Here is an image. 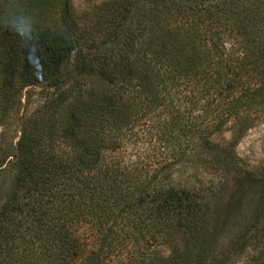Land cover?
I'll list each match as a JSON object with an SVG mask.
<instances>
[{
    "label": "trees",
    "instance_id": "1",
    "mask_svg": "<svg viewBox=\"0 0 264 264\" xmlns=\"http://www.w3.org/2000/svg\"><path fill=\"white\" fill-rule=\"evenodd\" d=\"M17 15L36 39L0 25V264H264V167L218 150L233 175L215 215L170 171L229 117L264 112V0H0V24ZM142 126L169 161H136Z\"/></svg>",
    "mask_w": 264,
    "mask_h": 264
},
{
    "label": "rangeland",
    "instance_id": "2",
    "mask_svg": "<svg viewBox=\"0 0 264 264\" xmlns=\"http://www.w3.org/2000/svg\"><path fill=\"white\" fill-rule=\"evenodd\" d=\"M103 1L106 0H72V5L77 12H80ZM1 81L0 70V83ZM39 90L37 86L21 90L19 111L34 107L43 99V94ZM141 128L136 141L139 149L137 150L135 146L133 148L127 146L124 150H120L119 154L133 159L130 154L136 149L135 159L139 163L149 161L155 163L156 166L162 164L163 161H169L170 158L166 157L165 149L155 137V129L150 127L148 130L146 126ZM14 135L15 122L7 131V138H10L12 143L15 140ZM209 139L211 145L206 144L205 146L201 143L188 145L184 155H181L170 171L175 184L194 189L206 197L209 201L210 212L215 215L220 211L231 188V176L233 175V171L220 164L217 151L222 148L227 149L244 168L258 170L264 167V112L250 111L240 113L234 118L229 117L217 132L210 135ZM80 232L88 244L93 246L89 231L81 229ZM152 254L156 259H163L169 255V247L165 242L159 241L153 246Z\"/></svg>",
    "mask_w": 264,
    "mask_h": 264
},
{
    "label": "clouds",
    "instance_id": "3",
    "mask_svg": "<svg viewBox=\"0 0 264 264\" xmlns=\"http://www.w3.org/2000/svg\"><path fill=\"white\" fill-rule=\"evenodd\" d=\"M0 25L11 30L25 42L26 46H30L36 39L35 24L32 18L28 15L10 17L6 23Z\"/></svg>",
    "mask_w": 264,
    "mask_h": 264
}]
</instances>
